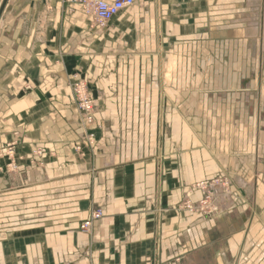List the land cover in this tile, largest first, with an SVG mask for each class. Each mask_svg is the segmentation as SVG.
Returning <instances> with one entry per match:
<instances>
[{
  "label": "crops",
  "instance_id": "1",
  "mask_svg": "<svg viewBox=\"0 0 264 264\" xmlns=\"http://www.w3.org/2000/svg\"><path fill=\"white\" fill-rule=\"evenodd\" d=\"M3 2L0 264H264V0H134L104 27ZM222 177L219 213L185 212Z\"/></svg>",
  "mask_w": 264,
  "mask_h": 264
},
{
  "label": "built area",
  "instance_id": "2",
  "mask_svg": "<svg viewBox=\"0 0 264 264\" xmlns=\"http://www.w3.org/2000/svg\"><path fill=\"white\" fill-rule=\"evenodd\" d=\"M63 1L65 3L80 5L87 15L92 16L94 18V20L96 21L99 27H104L110 20H112L120 12L131 7L134 4V0H115L113 2H106L104 0H63ZM72 87H73L77 109L79 112V124L82 128H84L93 123L96 107L88 91L87 84L84 81L76 80V82L72 85ZM26 89L29 90L30 87L26 86ZM88 140L91 144L93 141L92 134L88 135ZM10 146L11 145H9L7 148H9ZM9 152H10L9 154H12V149H10ZM38 153H41V151H38ZM226 191L230 193V189L226 188ZM208 199L209 198H207L202 203L200 202L199 204L207 205ZM193 207L194 206L190 205V202L188 201H186L183 204V209L185 210L189 209L192 211ZM207 210L209 209H205V211ZM212 211L210 210V213H212ZM205 215L208 216L210 214H205ZM100 217H101L100 210H96L95 212H93L90 219L83 222L80 225L79 227L80 231L84 233H89L90 230L92 229L93 222L99 220Z\"/></svg>",
  "mask_w": 264,
  "mask_h": 264
},
{
  "label": "rangeland",
  "instance_id": "3",
  "mask_svg": "<svg viewBox=\"0 0 264 264\" xmlns=\"http://www.w3.org/2000/svg\"><path fill=\"white\" fill-rule=\"evenodd\" d=\"M13 148L14 147H13V144H12L9 148H5V150L3 152L6 155L12 156L13 154L12 155L9 154L10 153L9 150L12 149V152H13ZM225 178L228 179V177H222V178L213 179L214 181H212V182H211V180L207 181V182H204L202 184H206V185H204V187H202V189H199V187H198L199 185H202L201 183L198 184V186H195V187L198 188V190L201 191L202 198L197 203H193L192 201L187 200L188 202H190V205H193L194 207L192 208V211L187 209V210H185V212H187L188 214H198V215H205V214L213 215V214L219 213L223 208H221V206L218 207V205H220V202H223V201L227 200L226 199V194L228 193L226 191V188H227L226 184L227 183L224 184L223 182H221ZM213 182H215V183L211 184ZM211 186H212V188H211ZM228 186L230 187V182H228ZM229 187L227 189H229ZM219 190L222 191V193H224V197L222 198L223 201L221 199L217 201L218 198H216V197L220 196L219 195ZM207 198H209L208 202H209L210 205L209 204H207V205L206 204L205 205L199 204L200 202L202 203L203 201H205V199H207ZM215 201H217V203H215ZM202 205L204 206L203 209L201 208V207H203ZM205 209H209V210L205 211ZM210 210L211 211L213 210L212 213H210ZM201 211H203V212H201Z\"/></svg>",
  "mask_w": 264,
  "mask_h": 264
},
{
  "label": "bare ground",
  "instance_id": "4",
  "mask_svg": "<svg viewBox=\"0 0 264 264\" xmlns=\"http://www.w3.org/2000/svg\"><path fill=\"white\" fill-rule=\"evenodd\" d=\"M221 182H223L224 184L227 183V184H226V185H227L226 187H227V188L229 187V186H228V181H227V180L223 179ZM214 183H215V182H213V183H211V184H214ZM204 185H206V184L199 185L198 187L202 188V187H204ZM209 186H210V185H209ZM211 188H212V186H211ZM221 194H222V195H221ZM219 195H220V196H219L220 199L223 201L222 198L224 197V193H222V191L219 190ZM216 196H217V195H216ZM211 198H212V197H211ZM216 198H218V197H216ZM220 199H217V200H220ZM205 200H206V199H205ZM213 203H214V202H213ZM215 203H217V201H215ZM208 204H209V202H208ZM209 205H210V204H209ZM202 206H203V205H202ZM203 208H204V206H203ZM203 208H202V209H203ZM199 210H200V209H199Z\"/></svg>",
  "mask_w": 264,
  "mask_h": 264
},
{
  "label": "water",
  "instance_id": "5",
  "mask_svg": "<svg viewBox=\"0 0 264 264\" xmlns=\"http://www.w3.org/2000/svg\"><path fill=\"white\" fill-rule=\"evenodd\" d=\"M6 1H7V0H4L2 8L4 7V5H5Z\"/></svg>",
  "mask_w": 264,
  "mask_h": 264
}]
</instances>
